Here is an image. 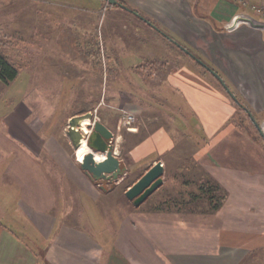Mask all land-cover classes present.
Instances as JSON below:
<instances>
[{
    "label": "crops",
    "instance_id": "1",
    "mask_svg": "<svg viewBox=\"0 0 264 264\" xmlns=\"http://www.w3.org/2000/svg\"><path fill=\"white\" fill-rule=\"evenodd\" d=\"M120 1L155 19L150 25L137 16L146 25L145 33L140 36L131 28L133 33L119 42L121 53L113 65L121 68L116 72L120 80L113 77L102 92L99 75L90 76L95 87L77 90L74 84L88 75H61L58 92L49 87L42 94L44 124L33 132L42 130L43 142L37 140L36 133L30 143L0 129V264H240L250 249L264 243V159L259 156L263 148L245 140L231 121L235 111L244 112L231 93L246 104L257 124V114L264 115V13L250 8V4L263 0H245L246 5L235 1L233 15L242 19L236 28L218 24V20L221 23L233 15L219 16L212 10L208 18L216 26L211 21L207 26L201 21L205 19L190 12L185 0ZM118 2L110 4L109 14H97L93 20L100 17L101 22L103 17L101 23L110 28L119 14L116 8H123ZM99 9L94 12L99 13ZM242 10L251 17L240 18L238 12ZM179 44L196 53L220 78ZM76 45L75 49H81ZM175 54H184L190 61L171 63L155 82L154 99L146 98L148 91L141 92V84L146 85L147 79L133 67L153 57L164 61L162 67L167 69L169 56ZM50 58L52 62L58 60ZM59 59L63 63L62 55ZM76 59L68 66H76ZM45 68V76L55 80V70ZM45 81L51 82V78ZM65 82L72 84L68 87ZM136 82L140 86L134 87ZM165 84L169 85L167 94L162 93ZM71 98L89 102L88 111L114 133L116 154L127 172L112 187L104 182L103 188V181L90 178L59 144L66 134L64 127L51 129L56 117V121L68 124L70 117L87 112L72 110ZM139 100L162 106L165 119L130 145L124 144V137L137 135L140 125L134 124L133 130L118 127L119 108L149 118ZM34 114L31 104L28 117ZM66 136L67 144L72 145ZM180 148L190 149L189 155L181 157L201 164L227 193L221 207L203 219L146 213L139 207L151 193L139 205L125 195L127 187L157 160L166 166L163 154ZM165 166L163 175L169 173ZM132 170L139 173L123 191L132 206L127 202L121 208L114 188Z\"/></svg>",
    "mask_w": 264,
    "mask_h": 264
},
{
    "label": "rangeland",
    "instance_id": "2",
    "mask_svg": "<svg viewBox=\"0 0 264 264\" xmlns=\"http://www.w3.org/2000/svg\"><path fill=\"white\" fill-rule=\"evenodd\" d=\"M185 1L188 2L187 4L189 5L188 9L190 12L195 13L196 17L205 19L201 21L206 22L207 26L211 24L216 26V22L208 18L209 10H212L211 13L219 16H232L234 12L233 9L235 10L234 3H236V0ZM110 4L111 3L107 0H0V52L18 68V74L14 79L8 82H4L0 79V129L7 135L23 138L30 143L35 141L36 138L34 134L36 132H33V130L36 126L44 122V99L42 98V94L46 88L48 89L49 87H52L53 91L55 90L58 92L60 89L61 75L67 76V78H71L72 75L76 73L88 75V81L85 79L78 85L76 83L74 84V86H78L77 90H81L80 87L86 90L92 89V86L95 87L94 85L96 83L92 81V77L90 76L99 75L101 82L99 87H101L100 89L102 92L107 89L113 77H116V80H120L116 72L121 68H117V65H113L114 58L117 59V55L121 53L118 50V46H120L119 42H121L124 36H130L131 28H133L132 31L136 30V32L142 36L143 33H145L143 29L146 28V25H144L143 20L138 18L135 14H131L130 11L128 12L124 7L116 8L119 14L112 20L113 23L110 25V28L107 26L105 27L104 23H101L103 17L101 22L100 17L97 19L98 21L93 20V17L97 16V14L101 15L103 13L105 16L109 14L108 8ZM126 4L130 6L129 3ZM112 7L113 5L111 8ZM94 9H99L100 12L96 13ZM137 9L143 12L140 8L137 7ZM81 11L83 13H81ZM74 13L77 14L74 15ZM250 15L251 13L245 10L238 12L240 18L245 17L244 19H248L251 17ZM144 16L150 20L154 19L150 15L144 14ZM236 16L237 14L233 15L229 20L222 19L221 23L218 20V24L226 28H236L241 25L240 23L242 21V19ZM201 21L196 20L197 23H202ZM209 21H211V24ZM184 42L186 46L190 44L187 40ZM75 44H77L76 46H81V49H75ZM142 53L144 54L143 51ZM61 55L63 63H60L61 58L59 59V56ZM50 57L58 59L57 62L56 60L52 62ZM79 57H82L83 61H81ZM75 58H77L76 62H78V64L76 66H68V63L70 61L74 62L73 60ZM149 58V60H141L138 65L133 67V70L135 69L139 72L140 76L147 79L148 85L141 84L144 91L141 90V87L139 88L141 92L145 93L148 91V96L145 97L154 99L155 82L164 72L169 70L168 68H170L169 66H171V63L176 62V64H184L185 60L190 61V58L184 54L169 56L170 61H168L167 69L166 67H162L164 61L161 59L154 60L153 57ZM50 65L53 66L51 67ZM45 66L48 69L55 70V72H53V74H56L54 75L55 80L50 75L45 76ZM113 73L116 74L113 75ZM46 77L48 79L51 78V82L45 81ZM122 78V80H124V77ZM137 78L140 80L139 77ZM64 84L69 87L72 83L65 82ZM134 85V87H136V85L140 86L137 82ZM162 93H169L168 84L162 86ZM71 99L73 100L74 98ZM148 101L149 100H139L138 102L143 104L142 107H145V112L147 114L149 113V118L144 115L139 118L136 115L137 119L134 124L140 125L138 126L139 133L134 136L124 137V144L130 145L133 141L137 140L139 136L157 128V125H159L157 121L165 119L164 108L162 106L156 107L155 105H150ZM31 104L35 109V114L29 118L28 107H31ZM239 112L243 119H239L241 126H236L239 131L238 133L243 134L245 140H253V142L258 143L263 148V151L259 149V156L261 159H264V145L260 142V140L263 139L259 134L260 132L257 130V126L253 124V121L246 113L243 111ZM256 118L259 127L264 131L263 112L257 114ZM56 119H52L51 129L57 131L64 127L66 130L68 124L63 123V121H56ZM90 123L91 120L87 117L81 119L80 124L84 132H88L87 125ZM165 127L170 129L176 126ZM36 135L37 140L39 139V142H43L45 134H43L42 130L38 131ZM65 136H63L64 139L61 138L58 140L59 144L67 150V153L71 156L73 161H78L77 163H79L80 158L89 151L85 136L81 139L80 145L75 149V152L73 145L67 144ZM255 136H258L260 140L258 141L254 138ZM66 138L68 137L66 136ZM182 140L183 142L186 141L184 139ZM52 141L54 142L57 140L52 139ZM179 142H181V140ZM177 151L179 154H176ZM189 154L190 149L186 148L177 149L176 152L171 151L165 153L163 156L167 157V164L166 166L164 164V166L167 167L170 174H174L176 172V167L182 162L183 157L181 156H187ZM102 156L105 157L104 153L96 154L97 159ZM132 172L129 175H125L114 188L115 200H118L116 203H118L119 206L121 205V208H123V205L127 202L132 206V203L127 201L123 193L124 188L139 173V170H132ZM169 173L163 175V181L165 180V183L151 193L142 203L141 207H139L142 209L141 211L167 216H184L203 219L206 216L204 213L189 211L186 206L182 207L179 211L175 206L172 208H157L158 205L160 206L161 201L169 197V192L175 190V187L181 188L178 180L169 178ZM112 186L114 185H110V187ZM262 236L264 235L262 234ZM240 264H264V243L250 249L245 254Z\"/></svg>",
    "mask_w": 264,
    "mask_h": 264
},
{
    "label": "trees",
    "instance_id": "3",
    "mask_svg": "<svg viewBox=\"0 0 264 264\" xmlns=\"http://www.w3.org/2000/svg\"><path fill=\"white\" fill-rule=\"evenodd\" d=\"M119 4H123L124 8L134 13L136 16L142 18L144 21L148 22L150 25H154L153 22L139 13L136 9L129 7L124 1L118 2ZM180 45V44H179ZM183 50L187 53L191 54L197 61L203 63L205 67L215 73L216 76L219 77L218 73L214 68L209 66L206 62H204L198 55H196L193 51L186 48L184 45H180ZM18 74V68L14 64H12L1 52H0V79L4 82H8L14 79ZM224 84V82L221 80ZM225 85V84H224ZM226 86V85H225ZM233 98L240 109L244 110V113L251 118L253 121L254 117L250 114L246 104L238 97L234 96ZM89 102H84L81 99H75L72 102L71 109L74 110L76 108H80L83 111H88L90 109V105L87 104ZM239 119L242 120L241 113L235 111L231 121L236 123L238 126H241L239 123ZM254 122V121H253ZM258 130V129H257ZM259 131V130H258ZM260 132V131H259ZM261 136L262 134L259 133ZM258 141L260 140L258 136H255ZM260 140L264 145V138ZM171 179H178L181 188H175L172 192H170L169 197L165 198L160 202V206L157 208L163 209L172 208L175 206L178 211L182 209V207H187L189 211H197L204 213L205 215L213 214L221 205L223 204L226 198V190L219 184V182L213 178L197 161L190 157H184L182 162L176 167V172L174 174L168 175Z\"/></svg>",
    "mask_w": 264,
    "mask_h": 264
},
{
    "label": "water",
    "instance_id": "4",
    "mask_svg": "<svg viewBox=\"0 0 264 264\" xmlns=\"http://www.w3.org/2000/svg\"><path fill=\"white\" fill-rule=\"evenodd\" d=\"M110 3H117V0H107ZM122 6H125L121 4ZM203 64V63H201ZM220 78V77H219ZM231 95H233L231 93ZM93 120V114L89 111L77 114L69 118L66 131L73 147L75 149L80 145L81 139L85 136L89 151L84 154L82 161L79 162L80 168L86 174L97 182L114 185L115 181L127 172V166L123 160H119L116 154L114 144V133L107 128L102 122L94 120L89 124L88 132L81 128L80 121L83 118ZM255 122V121H254ZM258 130L264 138V131L255 122ZM104 153L102 160H96V154ZM164 166L161 160H157L151 165L135 182L127 187L125 195L135 205H139L150 193L158 188L163 182Z\"/></svg>",
    "mask_w": 264,
    "mask_h": 264
},
{
    "label": "built area",
    "instance_id": "5",
    "mask_svg": "<svg viewBox=\"0 0 264 264\" xmlns=\"http://www.w3.org/2000/svg\"><path fill=\"white\" fill-rule=\"evenodd\" d=\"M237 1L243 5H246V3H247L245 0H237ZM250 8L252 11L256 12L257 14H263L264 13V0L261 2H254V3L250 4ZM136 119H137V116L134 112H132L126 108H123V107L119 108V116H118L119 126L118 127L125 128L128 130H133V129H135V127L133 125H134ZM94 120H96V116L93 114V120L90 123L91 125L93 124Z\"/></svg>",
    "mask_w": 264,
    "mask_h": 264
},
{
    "label": "bare ground",
    "instance_id": "6",
    "mask_svg": "<svg viewBox=\"0 0 264 264\" xmlns=\"http://www.w3.org/2000/svg\"><path fill=\"white\" fill-rule=\"evenodd\" d=\"M88 146V145H87ZM89 147V146H88ZM84 156V155H83ZM83 156L80 158V161H82V159H83ZM104 157L102 156V157H100V158H98L97 159V157H96V160H102Z\"/></svg>",
    "mask_w": 264,
    "mask_h": 264
}]
</instances>
